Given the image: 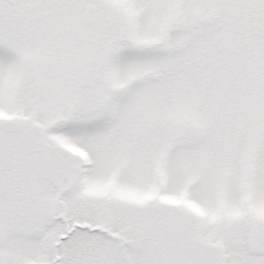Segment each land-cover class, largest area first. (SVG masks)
I'll return each mask as SVG.
<instances>
[{
	"label": "snow or ice",
	"instance_id": "6c2138e0",
	"mask_svg": "<svg viewBox=\"0 0 264 264\" xmlns=\"http://www.w3.org/2000/svg\"><path fill=\"white\" fill-rule=\"evenodd\" d=\"M0 264H264V0H0Z\"/></svg>",
	"mask_w": 264,
	"mask_h": 264
}]
</instances>
